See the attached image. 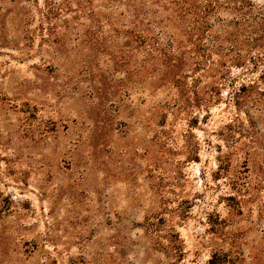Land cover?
<instances>
[{
    "label": "rangeland",
    "instance_id": "1",
    "mask_svg": "<svg viewBox=\"0 0 264 264\" xmlns=\"http://www.w3.org/2000/svg\"><path fill=\"white\" fill-rule=\"evenodd\" d=\"M44 4L0 0V264H264V84L246 92L262 104L235 96L262 63L215 51L224 78L188 105L86 56L84 14L53 19L65 58L38 28ZM219 18L213 35L231 30Z\"/></svg>",
    "mask_w": 264,
    "mask_h": 264
},
{
    "label": "trees",
    "instance_id": "2",
    "mask_svg": "<svg viewBox=\"0 0 264 264\" xmlns=\"http://www.w3.org/2000/svg\"><path fill=\"white\" fill-rule=\"evenodd\" d=\"M97 4L95 9L93 0H45L43 10L37 8L38 28L42 32L45 28L48 34L44 40L58 45L57 52L68 57L69 49L59 42L65 32H60L53 19L59 17L61 31H67L73 28L70 20L84 14L87 24L82 23L86 25L84 32L75 38L83 44L82 49L85 47L86 56L95 52L108 54L118 67L128 64L135 79L143 71L145 79L139 82L137 78L139 83L153 78L171 83L188 105L202 100L196 91L201 78H224L223 73L211 67L210 58L225 46L234 55L232 61L244 71L248 70V60L255 66L262 63L257 80L243 81L235 91L238 102L241 98L262 104L261 97H251L246 92L264 84V4L253 0H97ZM223 10L231 15L227 23L231 30L224 26V34L213 35L215 25H224L219 18ZM62 11L74 14L70 19L61 18ZM25 12H19L21 20L28 16ZM88 62L83 60L82 64ZM263 91L258 94L263 95ZM174 104L178 106L179 102Z\"/></svg>",
    "mask_w": 264,
    "mask_h": 264
}]
</instances>
